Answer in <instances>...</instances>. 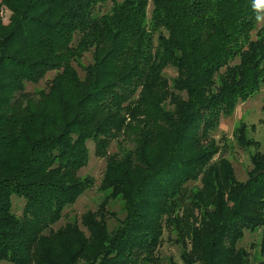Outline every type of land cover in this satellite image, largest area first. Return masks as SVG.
<instances>
[{"label":"trees","instance_id":"1","mask_svg":"<svg viewBox=\"0 0 264 264\" xmlns=\"http://www.w3.org/2000/svg\"><path fill=\"white\" fill-rule=\"evenodd\" d=\"M108 1L0 0V264H154L164 228L183 264H250L239 243L259 232L253 260L264 264V154L239 182L211 136L264 85V10L122 0L100 14ZM51 74L45 90L26 91ZM234 136L255 145L244 125ZM88 141L107 195L81 216L84 231L54 229L93 187L79 175ZM12 197L24 202L19 217ZM114 199L124 217L109 231L102 213Z\"/></svg>","mask_w":264,"mask_h":264},{"label":"rangeland","instance_id":"2","mask_svg":"<svg viewBox=\"0 0 264 264\" xmlns=\"http://www.w3.org/2000/svg\"><path fill=\"white\" fill-rule=\"evenodd\" d=\"M122 0H109L104 6L100 8L99 13H108L113 3H120ZM150 6L148 7V14ZM9 13L2 11V20L5 23ZM89 59L87 55L80 61V66L87 65ZM80 66H75L80 77L83 76ZM53 74L48 75L39 85L36 87L27 86L26 91L28 93H34L38 89L45 90L47 84ZM164 76L167 79H173L176 76V72L171 69L164 71ZM264 85L261 87L258 93L249 98L246 102L239 103L234 113L229 117H222L219 121V125L215 132L211 135L213 140L218 144L221 150V156L224 157L233 167L234 175L239 182H243L247 178V173L251 169L250 156L255 153L264 154ZM244 125L248 132L249 139L255 143L250 148H240L235 141L234 131L238 126ZM123 143V142H122ZM128 148L131 147L129 142H125ZM88 149V162L87 165L82 168L79 175L83 178L88 177L93 181V187L87 190L82 196H80L75 204L67 208L63 212V217L58 222L54 229L63 227L69 222L76 221L79 228L84 229L79 225L80 218L84 213L97 212L99 206L102 203L104 196L107 193L100 192L101 180L105 171L104 159L98 158L94 154V144L92 141L87 142ZM116 142H112L108 153L113 154L118 151ZM217 156L214 157V161L217 160ZM197 188L200 187L198 183L195 184ZM12 209L16 216H21L24 202L16 197H12ZM103 221L108 230L115 229L119 222L122 221L124 213L122 210V203L118 199L109 200L102 213ZM259 232H245L243 239L239 243V247L247 250L250 254V264H258L256 260H253V254L257 258V244L260 236ZM176 240L175 231L164 228L161 237V242L155 257L157 258L154 264H168L172 261L173 264H183L181 261V244ZM2 264H6L2 262Z\"/></svg>","mask_w":264,"mask_h":264},{"label":"clouds","instance_id":"3","mask_svg":"<svg viewBox=\"0 0 264 264\" xmlns=\"http://www.w3.org/2000/svg\"><path fill=\"white\" fill-rule=\"evenodd\" d=\"M253 8L257 11L264 10V0H253ZM257 21L264 19V16L257 15Z\"/></svg>","mask_w":264,"mask_h":264}]
</instances>
